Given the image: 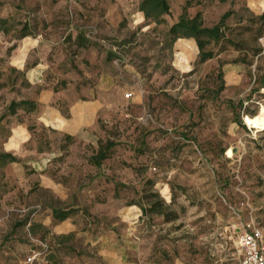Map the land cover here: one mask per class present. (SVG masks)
I'll return each instance as SVG.
<instances>
[{"label": "rangeland", "instance_id": "rangeland-1", "mask_svg": "<svg viewBox=\"0 0 264 264\" xmlns=\"http://www.w3.org/2000/svg\"><path fill=\"white\" fill-rule=\"evenodd\" d=\"M140 1L0 0V151L17 159L0 168V264L30 251L37 264H237L229 237L264 224V107L241 128L228 104L254 88L255 65L231 49L197 64L193 40L167 35L184 10L207 27L234 11V27L264 0H170L156 25ZM21 99L38 109L8 115ZM98 141L112 146L92 167ZM148 179L176 220L130 205ZM67 205L80 212L55 223Z\"/></svg>", "mask_w": 264, "mask_h": 264}, {"label": "trees", "instance_id": "trees-1", "mask_svg": "<svg viewBox=\"0 0 264 264\" xmlns=\"http://www.w3.org/2000/svg\"><path fill=\"white\" fill-rule=\"evenodd\" d=\"M170 0H141L138 4L137 11L143 15L145 21L149 23L159 24L162 22V16L169 13ZM225 0H219L224 2ZM248 16L242 18L239 15L238 24L234 27H229L226 21L237 14L234 11H225L214 25L207 27L204 26L201 14L196 12L193 16L186 14L185 10L179 15L177 21L173 23L167 30V35L175 42L179 38L193 40L197 49L196 63L203 64L206 61L217 58V56L229 49L238 53V57L233 60L234 63L244 65L246 68L254 66L255 76L253 79L254 88L245 96L244 99H239L234 105L229 101V107L234 116L233 122L240 126L242 125L241 119L243 117H250L257 115L258 106L264 107V91L260 92L259 89L264 90V67L258 62L264 59V47L259 43V40L264 38V12L255 15L248 9H244ZM29 36V33H23L22 38ZM84 35L78 32L75 40L81 42H89L84 39ZM86 45V44H84ZM82 46V45H79ZM111 55V53H110ZM223 62L218 61V75L220 80L219 90L223 89V81L221 79V66ZM253 90L256 93L257 100H252ZM244 102L246 105L243 106ZM39 105L32 100L21 99L19 101H11L7 107L8 115L12 116L17 110L23 112H34L38 109ZM264 131V130H262ZM75 136L68 133L63 134L62 150H68L74 144ZM112 143L106 141L104 145L100 141L97 143L96 151L86 157L84 160L92 167H99L101 162L108 157V150ZM38 152H44L39 150ZM17 162L16 157L6 151H0V168L7 164ZM154 183L148 179L140 191L141 196L139 201L130 203V205L137 206L143 215H157L163 218L164 221H174L177 216L174 212L170 211L169 204H165L163 199L153 189ZM80 210L77 207L67 205L59 208L53 207L50 211L52 220L55 223H61L77 214ZM41 228L40 225L30 224L29 228ZM71 233L64 235H54L58 241H63L70 236ZM46 264L48 262L47 259Z\"/></svg>", "mask_w": 264, "mask_h": 264}, {"label": "built area", "instance_id": "built-area-1", "mask_svg": "<svg viewBox=\"0 0 264 264\" xmlns=\"http://www.w3.org/2000/svg\"><path fill=\"white\" fill-rule=\"evenodd\" d=\"M229 239L234 248L237 264H264V224L249 218L239 223ZM39 260H43L42 252L30 251L22 264H37Z\"/></svg>", "mask_w": 264, "mask_h": 264}, {"label": "crops", "instance_id": "crops-1", "mask_svg": "<svg viewBox=\"0 0 264 264\" xmlns=\"http://www.w3.org/2000/svg\"><path fill=\"white\" fill-rule=\"evenodd\" d=\"M71 231H72V229L70 227H67L66 232L69 233ZM107 264H122V263L121 262H115L114 260H107Z\"/></svg>", "mask_w": 264, "mask_h": 264}]
</instances>
